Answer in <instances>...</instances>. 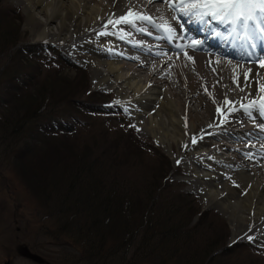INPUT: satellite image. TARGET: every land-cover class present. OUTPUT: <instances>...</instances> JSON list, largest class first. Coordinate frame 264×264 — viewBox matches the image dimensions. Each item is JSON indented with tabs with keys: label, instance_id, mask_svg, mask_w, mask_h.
<instances>
[{
	"label": "bare ground",
	"instance_id": "bare-ground-1",
	"mask_svg": "<svg viewBox=\"0 0 264 264\" xmlns=\"http://www.w3.org/2000/svg\"><path fill=\"white\" fill-rule=\"evenodd\" d=\"M16 1L25 6L35 40L54 39L67 48L72 46L102 58H95L93 62L97 85L101 83L102 87L117 91L116 99L133 112L141 130L155 136L163 144L178 143L181 151L177 157L188 156V164L195 166L196 181L203 186L210 201L220 203L228 211L232 226L236 223L233 229L240 230V233L248 232L249 226L255 225L249 235L256 236L255 241L264 240V235L256 231L264 224V167L261 166L264 165V150L260 148V144L264 143V133L255 127L264 123V116L253 111L250 119L242 110L235 111L227 117L223 126L208 127L209 124L219 125L223 116L217 115V105L212 103L203 86L216 85L209 90L218 100H222L225 92L229 100H240L243 94L233 84V69L239 73L237 66L241 65L251 66L254 73L257 71L256 66L249 65L248 58L240 54L238 47L225 43L204 25L185 16H179V21L173 22L184 39L172 43L157 39L164 33L151 25L145 27L156 31L153 35L135 32L125 25L119 27L132 33L130 38L121 40L118 35H97L103 31L104 23L113 13L123 14L128 6L151 14L158 23L161 16L171 22V17L178 14L160 0L152 4L148 0ZM33 9H38L42 20L36 18ZM36 21L39 27L33 31ZM51 22L55 23V27H48ZM181 25L184 29L182 33ZM108 30L113 31L111 25ZM191 40L202 42L195 51L187 49L194 64L175 47L176 43L186 45ZM133 42L142 47H134ZM262 49L258 48L257 52ZM104 55L109 56L107 61L103 60ZM97 62L105 69L102 70ZM217 81L225 87H220ZM240 83L243 84L242 75ZM231 88L234 89L228 91ZM194 136L197 144L192 145ZM248 143L255 147H247ZM185 144L187 149L183 147ZM223 151L226 154L223 155ZM248 152L255 154L251 161L244 155ZM237 153L241 154V159ZM232 181L239 187L234 186Z\"/></svg>",
	"mask_w": 264,
	"mask_h": 264
},
{
	"label": "rangeland",
	"instance_id": "rangeland-1",
	"mask_svg": "<svg viewBox=\"0 0 264 264\" xmlns=\"http://www.w3.org/2000/svg\"><path fill=\"white\" fill-rule=\"evenodd\" d=\"M37 11L38 9H33V14L38 20H42L41 14ZM28 18L29 15L22 3L16 0H0V32L3 30L8 33H12L13 31L18 32L17 37L14 35L18 43L13 50L24 46L28 50L26 52L28 57L32 54L37 56V58L43 59L46 57L54 60V55H58L61 59V64L60 67L58 65V67L53 65L49 67L47 65L49 68L54 67L55 69H49L42 64V71H35L37 72L34 74L35 82L26 83L28 90L26 93L29 95L33 93L36 98L42 97V95L46 98L49 97L47 93L51 92L55 103L59 105L54 108H47L45 113L54 110V113L58 116H74L80 121L87 120L89 124L93 125L94 131L97 132L99 130L95 129L101 130L104 128L110 130V133L106 132L104 136H94L93 133H90L86 137V140H89L88 143L86 141V144H83L76 142L75 136L80 133L78 128L76 131V125L72 123L73 126L71 128V125L66 122L67 119L63 118L61 128L71 132L75 129L76 134L73 133L74 135L72 136L67 134L62 136L61 139L56 140L52 138L48 141L49 144L40 143L42 146H47L46 148L43 147L44 154L37 156L40 169L42 170L43 166H48L50 169L54 166L57 170L63 169L70 164L72 165L71 158H73V163L74 161H83L79 154L81 152L84 153L85 150L83 148L87 145L89 148H92V150H87L91 154L105 150V153L98 157L105 158V160L102 159L103 162L116 167L120 171L121 180L127 183L128 186L132 188L140 187L138 191L139 197L146 195L147 191L145 188L148 189V185H150V189H152L158 178L157 176H161L162 193L170 194L171 198L174 199V209L181 207L176 219L179 220L185 217L182 219V222L183 224L187 222L184 228H177L175 226L167 228L178 232L177 235H186L187 231L195 229L193 237L195 243L193 245L188 243L187 245L189 246L184 245L185 249L188 248L189 252H195L197 255V260H191L190 264H257V257L252 253L250 248L248 249V245L243 243L248 240H237L238 237H242L247 231L240 233V230L233 229L236 223L234 222L235 224L232 226L230 217L227 215L228 211L220 203L209 200L203 186L196 181L195 166L188 164V156L177 157L181 151V147L177 145L178 143L165 142L163 144L155 136L141 130L136 123L133 112L125 111L126 108L123 107L121 101H119L120 103H116L118 101L116 99L117 91L114 88H104L101 86V83L97 85L93 65L95 58H97L95 55H92L90 52L80 51V49H74L72 46H68L69 48H67L54 39L35 40L34 35L32 36L31 34ZM51 23H49L48 27H55V23ZM38 27L39 22H34L32 26L33 31ZM40 46L47 47V52L41 49ZM108 57V55H104L103 60L107 61ZM22 62L24 63V61ZM74 64L85 66L87 69L75 68ZM100 66L102 70L105 69L103 65ZM23 70L24 68L17 64L11 65L8 53L0 55V116L6 111H12L19 99L25 97L17 85L12 86L10 82L8 84L11 73L17 72L19 77H21V71ZM29 70V67H27L26 73L28 77ZM2 72L4 73L1 74ZM107 77L110 80H114L113 77ZM5 81L8 84L7 90ZM12 92L16 93V95L13 96ZM70 95L75 96L73 104L77 107L73 104H68L70 103ZM65 97L66 99H64ZM110 99L112 100L106 105L108 107V111L106 112L112 114L109 116V119H105L98 115L99 112L97 110H99L98 106H101L103 101ZM84 106H87L92 111H86L83 108ZM86 114H90V116ZM22 118L23 120L19 122L16 129L21 138L27 140H30L28 134L36 128L35 125L47 119L45 116L36 121H33L35 120L33 119L28 126V122L26 121L28 118L24 116ZM109 121L123 125L128 123L129 126L135 125V128L131 126L130 128L144 137L148 141L145 144L151 145L152 148H145L146 145L143 142L139 141L142 145L139 144L136 136L124 133L122 128H106L105 124ZM52 130L56 132L59 129L58 127H54ZM100 133L103 132L101 131ZM22 135L25 137H22ZM12 142L10 139L0 140V264L7 262L9 264H63L61 257L64 253L60 254V247L54 245V243L49 244L50 241L46 236L39 237L36 235L37 226L35 217L40 207L38 204L39 198L43 200V196L41 193L39 195V192L31 190L26 181H21L23 178L14 166L15 160L11 159L12 156L10 157V154L6 155L4 150L8 143ZM137 145H140V147ZM123 147L127 152L124 151ZM222 154L226 153L223 151ZM237 154L238 158L241 159V154ZM177 160L181 161L179 165L176 163ZM103 162H100V164ZM65 188H68V185H65ZM192 194H195L198 198L193 199ZM72 200L75 201V198H72ZM148 203L149 200L146 202V207H148ZM146 207H143V209H146ZM154 207L155 202L153 199L146 212L158 215L157 219L160 221H163L164 216H169L170 213H164L163 215L160 212H152L151 209ZM141 216L137 215L139 219ZM166 224L172 225L173 222L169 220ZM118 227L120 226L116 224L113 230L116 231ZM234 236L235 238L233 239ZM215 238L221 239L217 245H225L223 247L220 246L221 248L212 251L209 256H206L204 245L207 240L211 241ZM229 242H235L236 244L229 246ZM251 242L264 251V240L261 242L255 240ZM139 243H143L141 237L136 238L134 245L136 246ZM167 246L168 244L165 245L164 249L166 255L173 248V245ZM29 249L34 251L32 256H35V259L33 257H26V254L30 253ZM163 255L162 253L160 256L163 257ZM71 257L73 261L69 262V264H77L74 256L71 255ZM262 258L264 259V257ZM159 262L160 258L149 261L146 264H159ZM183 262L187 263L186 260L182 259ZM80 263L87 264L85 261ZM163 264H177V260L174 263L169 257Z\"/></svg>",
	"mask_w": 264,
	"mask_h": 264
},
{
	"label": "trees",
	"instance_id": "trees-1",
	"mask_svg": "<svg viewBox=\"0 0 264 264\" xmlns=\"http://www.w3.org/2000/svg\"><path fill=\"white\" fill-rule=\"evenodd\" d=\"M17 33V31L8 33L4 30L0 32V55L8 53L11 65L17 64L24 68L21 71V77H19L17 72L11 73L8 84L10 82L12 86L17 85L25 97L19 99L12 111H6L0 116V140L10 139L13 141L8 143L5 148L6 155L10 154V157L12 156L11 159L15 160L14 166L23 178L21 181H26L31 190L39 192V195L41 193L43 196V200L39 198L38 204L40 207L35 217L36 235L39 237L46 236L50 241L49 244L54 243V245L60 247V254L64 253L61 257L63 264H69V262L73 261L71 255L74 256L77 264H84L80 263L82 261L87 264H146L158 258H160L159 264H163L169 257L174 263L177 260V264L182 263V259L187 261V263L183 262L182 264H190L191 260H197L196 253L189 252L188 248L185 249L186 247L184 246H189L187 245L188 243L191 245L195 243L193 238L195 229L187 231L186 235H177L178 232L167 228L171 226L184 228L187 222L184 224L182 222L185 217L179 220L176 219L181 207L174 209V199L171 198L170 194L162 193L161 176H157L158 178L152 189H150V185H148V189L145 188L147 191L146 195L139 197L138 191L140 187L132 188L128 186L127 183L121 180L120 171L116 167L103 162L102 159L105 160V158L98 157L99 155L102 156L105 150L91 154V152H87L89 149L92 150L88 145L83 146L85 151L79 154L83 161H74L73 163V158H71L72 165L70 164L63 169L57 170L55 166L51 169L48 166H43V169H40L37 156L43 155V147H47L42 146L40 143L49 144L48 141L50 139H61L66 134L53 133L51 131L52 125L63 118L56 115L54 110L45 113L47 108H54L59 105L55 103L51 92L47 93L49 97L45 98L42 95V97L37 96L39 98H36L33 93L30 95L26 93L28 91L26 83L35 82L34 74L37 73L35 71L41 72L42 64L47 68L52 65L60 67L61 60L58 57H53L54 60L46 57L44 59L37 58V56L32 54L28 57L26 55L28 50L24 46L13 50L18 43L17 38H15ZM27 67L30 69L29 77L26 73ZM31 69L33 70L31 71ZM5 83L7 90V81ZM12 95L15 96L16 93L12 92ZM69 99L70 103L68 104H73L75 96L70 95ZM105 102L103 101V103ZM83 108L86 111H92L87 106ZM100 108H102V105ZM86 115L90 116V114ZM98 115L104 117L102 113H98ZM22 116L28 118L26 120L28 126L33 119H35L33 121H36L44 116L47 118L40 124H36V128L28 134L30 140L22 139L16 129L19 122L23 120ZM64 118L79 126L81 134L78 133L75 136L76 142L86 144L87 141L88 143L89 140H86V137L90 133H93L94 136H104L106 132L110 133V130L104 128L101 130L95 129L99 130L98 132L94 131L93 125L84 119V121H80L74 116H66ZM105 125L107 126L106 128H122L124 133L136 136L139 144H141L139 142L141 141L146 145L145 148H152L151 145L145 144L148 143L147 140L126 130V128L116 126L111 122H106ZM101 131L103 133H100ZM22 137L25 136L22 135ZM137 146L140 147V145ZM123 149L127 152L124 147ZM100 162L103 163L100 164ZM65 185H68V188H65ZM72 198H75V201ZM192 198L197 197L192 194ZM153 199L155 207L151 209L152 212H160L163 215L164 213H170L169 216H164L163 221L157 219L158 215L146 212ZM148 200V207H146ZM143 207H146V209H143ZM136 214L142 215L141 218L139 219ZM169 220H172V225L166 224ZM116 224L120 227L115 231L113 228ZM137 237H141L143 243L135 246L134 242ZM220 241V238H215L211 241L207 240L204 245L205 255L209 256L212 251L223 247L225 244L223 246L222 244L217 245ZM167 244L168 246L173 245V248L166 255L164 249ZM249 248L257 257L256 263L264 264L262 254L250 245H248ZM29 252L26 257L35 259V256H32L34 251L29 249ZM162 253L164 254L163 257L160 256Z\"/></svg>",
	"mask_w": 264,
	"mask_h": 264
},
{
	"label": "snow or ice",
	"instance_id": "snow-or-ice-1",
	"mask_svg": "<svg viewBox=\"0 0 264 264\" xmlns=\"http://www.w3.org/2000/svg\"><path fill=\"white\" fill-rule=\"evenodd\" d=\"M156 0H148L149 4L155 3ZM160 2L168 5L169 9L178 15L171 17V22L161 16L158 23L151 14L147 12L134 9L130 6L123 14L113 13L103 25V31L97 33L98 36L118 35L121 40L130 38L132 33L127 32L125 28L119 27L125 25L135 32L147 35H153L145 25H151L152 28L157 31H162L163 36L156 37L157 39H165L169 43L173 41H181L184 37L178 33L174 27L173 22L179 21V16H185L189 19H193L196 22L205 26L215 37L221 39L229 45L236 46L240 49V54L243 57L248 58L249 65H255L257 71L254 73L251 66L244 67L238 65L240 69L237 73L236 69H233L232 81L238 90L243 95L240 100H229L227 92L222 94V100H218L212 96L209 87L215 88L216 85L207 86L204 85V91L212 99V103L217 105V115H222L223 118L219 121V125L209 124L208 127L223 126L227 123V117L235 111H243L250 119L253 117V111L258 112L261 116H264V54H257L258 48H264V0H160ZM159 11V10H158ZM109 25L112 26L113 31H109ZM220 28L222 30H217ZM184 31L181 25L180 32ZM201 41L191 40L188 44L176 43L175 47L181 51L185 58L191 61L193 64L195 61L192 56L188 55L187 49L191 48L193 51L197 50ZM134 47H142L138 42H133ZM151 51V49H149ZM122 54V53H121ZM161 53H157L160 55ZM167 55V53H163ZM179 53H177V57ZM171 60L172 57L169 56ZM216 71L215 68L212 69ZM243 76V84L240 83V76ZM220 87H225L217 81ZM255 85V88H253ZM232 89H228L231 91ZM116 103H120L117 101ZM225 109L227 111H225ZM127 111V109H125ZM135 128V125H130ZM187 127V123L185 124ZM261 133H264V124L255 125ZM139 131V129H137ZM211 134V133H209ZM203 139V137H201ZM191 144H197L196 137H192ZM247 147H255L254 144L248 143ZM185 149L188 145H183ZM260 148L264 150V143L260 144ZM250 161L255 158V154L248 152L244 154ZM264 158V157H262ZM177 165L181 163L180 160L176 161ZM264 167V165H261ZM231 179V177H228ZM233 185L239 187L235 181H232ZM255 225H250L248 232L244 233L239 239H247L248 241H254L256 236L249 235L255 228ZM256 231L264 235V224Z\"/></svg>",
	"mask_w": 264,
	"mask_h": 264
},
{
	"label": "water",
	"instance_id": "water-1",
	"mask_svg": "<svg viewBox=\"0 0 264 264\" xmlns=\"http://www.w3.org/2000/svg\"><path fill=\"white\" fill-rule=\"evenodd\" d=\"M5 264H9V263L7 262V263H5Z\"/></svg>",
	"mask_w": 264,
	"mask_h": 264
}]
</instances>
